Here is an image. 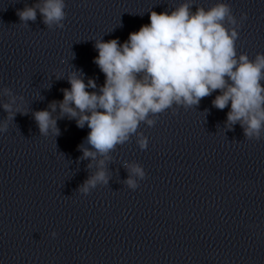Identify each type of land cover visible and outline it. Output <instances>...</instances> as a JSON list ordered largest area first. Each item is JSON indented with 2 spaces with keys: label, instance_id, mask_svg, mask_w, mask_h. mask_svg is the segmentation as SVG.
Masks as SVG:
<instances>
[{
  "label": "clouds",
  "instance_id": "clouds-1",
  "mask_svg": "<svg viewBox=\"0 0 264 264\" xmlns=\"http://www.w3.org/2000/svg\"><path fill=\"white\" fill-rule=\"evenodd\" d=\"M192 4H180L170 13L150 12V23L129 34L121 44L117 39L95 44L98 56L94 63L105 76L99 91L94 79L87 84L81 74L73 72L68 82L70 89H63V99L53 101L49 110L33 113L42 135L58 136L60 130L52 113L60 109L61 118L74 119L78 128L90 129L87 144L79 146L80 159L96 161L97 171L80 187L82 194L98 184L106 185L108 175L105 161L117 145L138 135L141 150L148 146V138L137 133L140 124L155 125L150 118L163 113L173 105L185 109L198 105L200 100L219 90L213 106L223 110L230 104L226 124L229 128L239 123L248 140L261 139L264 133V54L258 53L253 60L247 54L237 55L235 42L239 23L228 3L218 2L209 9ZM64 0H39L33 6L17 10L20 21H35L37 10L49 28H63L66 18ZM242 14L241 20L246 19ZM232 27H226L225 25ZM59 79V77H57ZM10 94L9 89L4 90ZM0 105L8 113L0 124V132H6L8 121L14 119L12 104ZM19 111V109H17ZM26 114V113H23ZM88 167H92L89 164ZM128 188L135 190L139 184L134 177L143 180L146 173L139 164L127 165ZM56 232L51 236L55 238Z\"/></svg>",
  "mask_w": 264,
  "mask_h": 264
},
{
  "label": "water",
  "instance_id": "water-1",
  "mask_svg": "<svg viewBox=\"0 0 264 264\" xmlns=\"http://www.w3.org/2000/svg\"><path fill=\"white\" fill-rule=\"evenodd\" d=\"M37 2L0 0V105L11 103L15 97V116L8 121L7 131L0 132V149L38 127L33 113L50 111L53 101L63 99L62 90L70 89L68 78L73 72L80 73L86 84L94 79L97 88L87 90L98 92L105 76L94 63L98 56L96 42L117 39L123 44L130 33L150 23L151 11L170 13L190 2L195 12L196 7L207 10L225 2L239 22L242 14L248 16L264 6V0H64L63 28H49L39 10L35 21L22 23L17 10ZM59 115L57 106L52 116ZM7 118L8 113L0 107V124Z\"/></svg>",
  "mask_w": 264,
  "mask_h": 264
}]
</instances>
